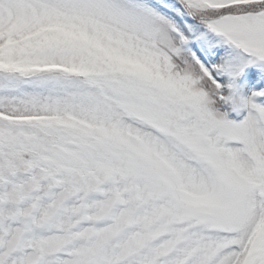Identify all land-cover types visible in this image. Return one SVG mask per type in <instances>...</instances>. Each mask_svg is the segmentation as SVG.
Here are the masks:
<instances>
[{"label":"snow or ice","instance_id":"1","mask_svg":"<svg viewBox=\"0 0 264 264\" xmlns=\"http://www.w3.org/2000/svg\"><path fill=\"white\" fill-rule=\"evenodd\" d=\"M0 264H264V0H0Z\"/></svg>","mask_w":264,"mask_h":264}]
</instances>
